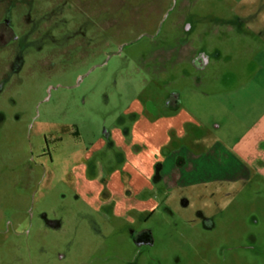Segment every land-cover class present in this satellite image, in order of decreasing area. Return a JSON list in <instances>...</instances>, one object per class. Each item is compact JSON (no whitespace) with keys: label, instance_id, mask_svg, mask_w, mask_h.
Returning a JSON list of instances; mask_svg holds the SVG:
<instances>
[{"label":"rangeland","instance_id":"1","mask_svg":"<svg viewBox=\"0 0 264 264\" xmlns=\"http://www.w3.org/2000/svg\"><path fill=\"white\" fill-rule=\"evenodd\" d=\"M0 22V264H264V146L239 147L264 0H0ZM180 112L137 191L131 147L162 131L133 124Z\"/></svg>","mask_w":264,"mask_h":264},{"label":"crops","instance_id":"2","mask_svg":"<svg viewBox=\"0 0 264 264\" xmlns=\"http://www.w3.org/2000/svg\"><path fill=\"white\" fill-rule=\"evenodd\" d=\"M186 113L187 112H184L182 114L180 112L174 115H166L162 113H157L158 115L155 117L154 120H150L146 118L145 120L146 122L141 121L140 116H139L137 121L133 124V128H132L133 141L131 143L137 142L136 140L134 141L135 139L134 134L136 130L138 129V126H141V131L140 130L139 131L141 132L140 134L143 137V139L144 137L150 136L151 135L150 132L154 131L156 128H158L160 132L162 131L160 133L159 139L156 140L155 142L152 143L151 141L149 142L146 141L145 144H142L143 146L140 145V147H135L136 145H139L138 143H136L133 146L134 149L131 147V151L133 152V154H137V152H143V151L145 153L143 155L144 160H139L137 161L136 164L134 163L133 169H132L133 172L130 174L131 182H133V184L137 188L136 189L137 191L149 185L148 180L150 181L153 178V175L155 173L156 160H159V162L165 160L166 156L165 155L160 156L158 152L161 146L166 145V143L170 141L171 139L170 133L172 132V129L173 128H175L176 130L179 129L177 132L181 135L182 133H184V131H182V125L185 122V120L188 119V116ZM147 123H149V125H146ZM151 127H153L154 129ZM246 133H250L249 139H247L246 141L244 140L241 143V146H239V147H242L243 152L250 150L251 138L257 137L258 143L259 144L263 143L262 146H264V112L257 121H255L251 126L248 127ZM144 141L145 140H143V142ZM156 153L159 155V157H156L157 155ZM263 167H264V164H263ZM142 174L146 175V178L137 182L139 180L138 176L141 177ZM155 202L156 200L153 198H149L145 201V203L147 205H150V207Z\"/></svg>","mask_w":264,"mask_h":264},{"label":"flooded vegetation","instance_id":"3","mask_svg":"<svg viewBox=\"0 0 264 264\" xmlns=\"http://www.w3.org/2000/svg\"><path fill=\"white\" fill-rule=\"evenodd\" d=\"M14 36L12 28L5 22H0V44H4Z\"/></svg>","mask_w":264,"mask_h":264}]
</instances>
